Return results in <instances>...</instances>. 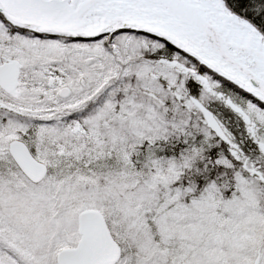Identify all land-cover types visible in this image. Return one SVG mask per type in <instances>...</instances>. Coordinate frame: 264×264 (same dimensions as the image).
<instances>
[{"label": "snow or ice", "instance_id": "snow-or-ice-1", "mask_svg": "<svg viewBox=\"0 0 264 264\" xmlns=\"http://www.w3.org/2000/svg\"><path fill=\"white\" fill-rule=\"evenodd\" d=\"M0 264H264V0H0Z\"/></svg>", "mask_w": 264, "mask_h": 264}]
</instances>
